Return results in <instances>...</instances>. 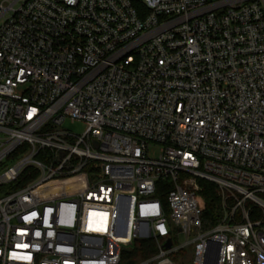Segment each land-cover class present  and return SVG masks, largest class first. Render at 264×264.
I'll return each mask as SVG.
<instances>
[{
	"label": "built area",
	"instance_id": "obj_1",
	"mask_svg": "<svg viewBox=\"0 0 264 264\" xmlns=\"http://www.w3.org/2000/svg\"><path fill=\"white\" fill-rule=\"evenodd\" d=\"M0 169V264H264V0H0Z\"/></svg>",
	"mask_w": 264,
	"mask_h": 264
},
{
	"label": "trees",
	"instance_id": "obj_2",
	"mask_svg": "<svg viewBox=\"0 0 264 264\" xmlns=\"http://www.w3.org/2000/svg\"><path fill=\"white\" fill-rule=\"evenodd\" d=\"M202 203L204 206L203 211V220L206 223L205 227H208L207 224H214L221 215V201L222 197L218 188L209 181H202ZM170 185H167L166 188H169ZM156 252V245L153 239H144L136 241L133 246L129 249L124 250L123 259L133 258V259H146L153 256ZM184 252L180 251L174 256L178 257ZM190 258L184 261L183 263L187 264Z\"/></svg>",
	"mask_w": 264,
	"mask_h": 264
},
{
	"label": "rangeland",
	"instance_id": "obj_3",
	"mask_svg": "<svg viewBox=\"0 0 264 264\" xmlns=\"http://www.w3.org/2000/svg\"><path fill=\"white\" fill-rule=\"evenodd\" d=\"M65 127L69 128L71 131L75 132V133H83L85 131L86 125L83 122H70L67 121L65 123ZM3 171V169H0V173ZM191 249H186L184 250V252L179 255L178 257L176 256V259H181L182 262L186 261L187 259H189L191 257ZM187 264H191L190 261L187 262Z\"/></svg>",
	"mask_w": 264,
	"mask_h": 264
},
{
	"label": "water",
	"instance_id": "obj_4",
	"mask_svg": "<svg viewBox=\"0 0 264 264\" xmlns=\"http://www.w3.org/2000/svg\"><path fill=\"white\" fill-rule=\"evenodd\" d=\"M171 245H172V241H171V239H168V241L164 244V248H170ZM210 263L215 264L216 263V257Z\"/></svg>",
	"mask_w": 264,
	"mask_h": 264
}]
</instances>
